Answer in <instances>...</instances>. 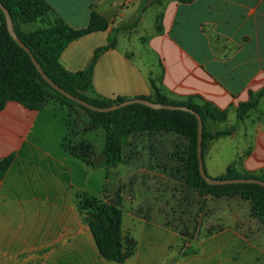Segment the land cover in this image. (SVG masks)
<instances>
[{"label": "crops", "instance_id": "1", "mask_svg": "<svg viewBox=\"0 0 264 264\" xmlns=\"http://www.w3.org/2000/svg\"><path fill=\"white\" fill-rule=\"evenodd\" d=\"M44 1L73 28L85 27L92 10L107 21L106 28L65 46L59 62L67 70L85 68L94 50L118 27L114 46L95 61L89 97L159 94L175 102H208L225 114L223 121L211 123L214 132L231 126L238 105L264 88V0H153L131 27L125 25L141 0ZM35 21L39 24L34 29L46 24ZM72 116L52 97L37 109L15 100L0 109V158L13 154L0 177V264H101L72 200L87 176L79 182L81 160L61 146L66 119ZM236 134L240 147L235 166L257 173L264 168V91L231 133L208 139L206 155H213L215 140ZM168 136L180 137L165 130L131 133L123 138V151L129 139L134 150H163ZM138 137L147 142L136 143ZM234 159L213 177L225 174ZM71 162L78 167L76 175ZM85 166V174L93 168ZM202 199L205 210H213L207 212L209 220L221 219L224 231L236 233L228 247L237 250L229 257L237 264H264V218L251 213L250 201L238 195Z\"/></svg>", "mask_w": 264, "mask_h": 264}, {"label": "trees", "instance_id": "2", "mask_svg": "<svg viewBox=\"0 0 264 264\" xmlns=\"http://www.w3.org/2000/svg\"><path fill=\"white\" fill-rule=\"evenodd\" d=\"M151 1L153 0H141L133 20L125 26H134L140 13ZM0 2L8 9L17 36L57 85L97 106H106L124 100L119 97L109 99L87 95V92L91 90L95 61L101 52L114 46L118 27L113 28L106 42L94 50L85 68L70 71L59 62L62 50L70 41L106 28L105 18L92 10L85 27L73 28L55 15L44 0H0ZM35 20L46 22V24L32 30L22 29L21 23H30ZM263 91L264 88L255 95L251 94L248 101L238 105L236 119L231 126L211 133L206 130L207 122L223 121L225 114L216 110L210 103L196 104L191 98L175 102L159 94L154 97H141L155 102L181 104L195 110L202 120L203 158L206 140L231 133L242 119L245 110L256 104V96ZM48 97L59 100L70 113L73 111L85 129L101 127L104 130L103 146L97 155L92 156L87 151L81 153V151L69 149L65 145L67 136L65 134L61 146L76 158L93 167L108 169L123 160L124 136L147 130L172 131L192 144L188 161L187 183L189 186L195 188L200 195H210L215 198L238 195L250 201L253 215L264 218V187L262 185L245 182L212 185L201 178L196 157L197 120L193 113L180 109H154L141 103L126 104L110 111L98 112L69 99L53 88L37 72L30 55L9 35L0 9V109L8 100H15L28 108L37 109ZM12 158V153L0 158V177L4 175ZM234 171L229 167L225 174L216 177H256L264 180V168L257 173L235 171L236 173L232 174ZM78 197V207L87 211V222L99 255L106 260L122 263L125 252L121 234L120 208L110 201L99 200L96 196L87 195L84 192Z\"/></svg>", "mask_w": 264, "mask_h": 264}, {"label": "rangeland", "instance_id": "3", "mask_svg": "<svg viewBox=\"0 0 264 264\" xmlns=\"http://www.w3.org/2000/svg\"><path fill=\"white\" fill-rule=\"evenodd\" d=\"M38 24L34 21L20 25L27 31ZM72 113L74 116L66 119L65 145L76 152L87 151L90 156L97 155L104 143V130L101 127L85 129ZM214 128L207 122L206 130L209 133ZM236 135L235 138L226 136L215 140L217 148L212 156L210 153L206 155V140L203 162L208 175L215 176L223 164L234 157L232 170L243 172L235 166L238 164L236 153L240 147V143L235 141L240 140V136ZM138 139H134L138 144L147 142ZM126 143L122 162L108 169L93 167L81 160L79 182L85 176L87 180L84 188L76 190L72 199L81 219V230L86 229L90 233L94 244L87 211L77 205L79 194L84 192L99 200L110 201L121 210L124 261L117 263L101 258V264H237V259L229 257L237 249L228 247V243L236 241V233L224 231L221 219L217 222L209 220L211 218L207 212L213 210H205L204 195L187 183L192 144L186 138L168 136L165 139L167 146H160L161 149L165 147L163 150L145 151L131 149L133 139ZM209 162L213 169L209 168ZM84 163L93 167L90 171L86 170V174L83 171L86 168ZM70 168L74 174L78 172L73 162Z\"/></svg>", "mask_w": 264, "mask_h": 264}, {"label": "water", "instance_id": "4", "mask_svg": "<svg viewBox=\"0 0 264 264\" xmlns=\"http://www.w3.org/2000/svg\"><path fill=\"white\" fill-rule=\"evenodd\" d=\"M0 9L2 10L5 26L9 33V35L20 45L29 55L30 59L35 66L37 72L42 76V78L47 81L53 88H55L57 91H59L64 96L68 97L71 100H74L75 102L98 112H106L113 110L115 108H118L120 106H124L126 104L131 103H141L146 106H149L154 109H180L185 110L193 113L197 120V141H196V157H197V163H198V171L201 176V178L207 182L208 184H228V183H257L264 187V180L256 178V177H226V178H219V177H213L208 175L204 170V164H203V158H202V148H201V142H202V120L200 115L193 109L181 105V104H172V103H161V102H155L151 99L143 98V97H133L129 99H124L122 101H119L117 103H113L106 106H97L94 105L57 85L54 81L51 80V78L44 72L41 65L38 63L37 59L31 54L29 48L20 40V38L17 36L14 27L13 22L11 19V16L9 14L8 9L0 2Z\"/></svg>", "mask_w": 264, "mask_h": 264}, {"label": "built area", "instance_id": "5", "mask_svg": "<svg viewBox=\"0 0 264 264\" xmlns=\"http://www.w3.org/2000/svg\"><path fill=\"white\" fill-rule=\"evenodd\" d=\"M135 0H122V4H131Z\"/></svg>", "mask_w": 264, "mask_h": 264}]
</instances>
